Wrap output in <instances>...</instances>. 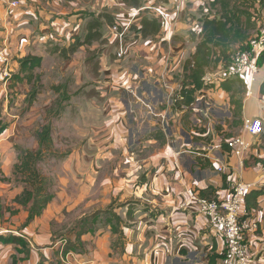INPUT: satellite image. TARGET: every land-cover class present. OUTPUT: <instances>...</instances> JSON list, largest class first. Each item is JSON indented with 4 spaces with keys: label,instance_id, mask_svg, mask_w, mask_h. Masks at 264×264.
<instances>
[{
    "label": "crops",
    "instance_id": "1",
    "mask_svg": "<svg viewBox=\"0 0 264 264\" xmlns=\"http://www.w3.org/2000/svg\"><path fill=\"white\" fill-rule=\"evenodd\" d=\"M167 1L157 6L163 5L168 14L169 31L159 28L154 33L148 24L143 33L139 8L129 7L123 0H21L9 13L0 0V45L16 60L15 66L27 54L41 56L34 46L54 43L68 47L81 41L78 50L101 42L106 37L105 13L113 15L118 30L108 27L112 35L108 42L114 44L115 53L111 51L110 61L97 70V77L104 80L99 82L91 71L89 77L95 85H89V101L84 99L78 105L80 110L94 111L87 117L96 121L85 138L90 145L97 144L89 154V169L82 168L87 153L80 146L70 151L63 161L68 177H59L55 199L26 224L27 208L0 201L16 210L11 214L0 209V234L22 237L29 251L0 242V264H12L13 257L15 264H216L223 241L198 211L195 200L223 198L236 181L264 190V132L252 136L242 123L245 118H261L264 125L260 93L264 62L259 64L255 80L245 83L239 115H233L230 91L208 84L214 76L209 73L203 77L204 85L193 92L194 100L183 101L178 93L185 76L183 64L199 41L200 23L194 25L182 17L190 9L188 4L200 8L203 0L179 3L178 10L173 0ZM125 7L132 14L124 15ZM89 14L96 17L97 29L103 34L91 43L86 41ZM252 20L257 30L264 25V7L260 17ZM189 31L197 36L193 38ZM86 60L90 63L89 56ZM13 125L5 131L11 132ZM237 134L251 144L243 159L231 155L225 146ZM5 143L0 145L7 151ZM2 157L3 169L7 160ZM114 157L116 165L107 172L109 166L104 164ZM218 166L223 170L218 171ZM93 169L102 176L95 178ZM80 207L89 208V217L81 213L75 220L79 224L89 218V231L79 241L75 232L68 240L55 239L52 222L61 220L63 210L73 212ZM243 213L258 220L259 227L249 235V242L255 264H264V194L254 200L248 193ZM72 241L79 248L65 249ZM154 250L160 255H154Z\"/></svg>",
    "mask_w": 264,
    "mask_h": 264
},
{
    "label": "rangeland",
    "instance_id": "2",
    "mask_svg": "<svg viewBox=\"0 0 264 264\" xmlns=\"http://www.w3.org/2000/svg\"><path fill=\"white\" fill-rule=\"evenodd\" d=\"M123 1L129 7L139 9L150 5L155 7L156 5L168 2L167 0ZM231 1L234 2L232 5H235L236 2L237 8L240 11H247L251 17L255 16L256 18H259L260 11L264 7V0ZM129 7L124 8V15L132 14V9ZM189 7L187 15L182 17V20L186 21V18H188L189 22H193L192 24L195 25L206 11L196 7L195 4H188L186 8L188 9ZM205 7H208V2L205 4ZM212 10L214 15L218 14L220 5L212 8ZM140 14L141 17H148L152 19L151 21L158 22L151 9H143L140 11ZM103 17L107 23V26L103 30L106 37L101 42H93L89 49L83 46L77 50L78 46L82 43L81 41L77 42L79 44L73 49L72 47L77 43L71 44L68 47H61L54 43L34 46V51L36 52V49H38V52L41 54L42 64L34 70V76L31 81L25 79L19 81L13 77L18 71V66H15L16 60L14 59L9 61V67L5 69L10 76L3 78L0 73V124L5 127L14 124L11 132L4 130L0 134V144L4 145V142H6L7 147L6 151L0 145V156L1 154L3 156L2 161L7 160L6 168L2 169L0 164V201L15 202L16 196L26 186L23 182L24 178L28 175L26 173V168L28 167L25 163L26 160H28V165L35 166L47 179L48 189L53 194L50 202L56 197L55 191L57 185L60 183L59 177L66 175V170L63 167V165H66L63 164V161L70 154V151L80 146L79 149H82L85 154L87 153L82 168L89 169V154L97 148V144L90 145L89 141L85 142V138L87 135H90L89 127L93 124V121H96L87 117V115H94V111L80 110L78 105H81L84 99L89 101V85H91L90 87L95 85L93 84V78L89 77L91 71L97 79H100L99 82L103 81L104 77H97V70L102 68L106 60L110 61V57L113 56L111 51L115 53V50H113L114 44L108 42V39L112 37L108 27L112 26L113 28L115 26V19L113 15L108 13H105ZM95 19L94 15L89 14V24L93 23ZM151 21L148 24L153 29L155 25ZM95 27L96 29L92 31L96 32V37H98L101 31L97 29L99 27L98 24ZM188 33L192 35L190 31ZM133 34L135 32L130 33V35ZM192 36L193 38L196 37L197 33L195 32ZM103 41L105 42L102 43ZM61 45L65 44L62 43ZM104 49H106L104 53L107 56L106 59L103 58ZM238 49L244 48H239L237 45L232 47L234 53ZM75 50L77 51L75 52ZM73 53L78 54V56L74 57ZM88 56L90 63L87 64L86 58ZM231 65L232 60L227 69L222 68V65L220 67H209L206 73L214 75L209 78L210 85L217 86L220 85L221 79L233 78V74L230 72ZM76 71L80 72L76 73ZM1 72H3L2 69ZM180 81L183 82L184 78H181ZM66 106L70 109L69 111L67 108L65 109ZM85 118H89L90 120L88 121ZM43 125H50L51 127L52 147L43 151L41 155H35L33 159L31 157L25 158V150L35 152L38 149L37 132ZM4 139H7V141ZM79 156L82 157V153ZM98 160L101 161V159ZM117 160L114 157L104 164L105 168L109 166L107 172H110L112 165H116ZM59 167H61L60 171ZM95 169H93L94 177L98 178L102 176V172L97 173ZM101 169L102 167L100 166L97 170L100 171ZM10 208L11 206L0 205V209L11 212ZM81 213H85L87 214L86 217H89V208L80 207L77 211L73 212L63 210L61 220L57 219L55 222H52V229H54L57 235L55 239L61 236L63 239L68 240L71 234L77 233L80 229V224H77L78 221L75 218ZM72 243L76 245L77 249L79 248L77 242L72 241Z\"/></svg>",
    "mask_w": 264,
    "mask_h": 264
},
{
    "label": "trees",
    "instance_id": "3",
    "mask_svg": "<svg viewBox=\"0 0 264 264\" xmlns=\"http://www.w3.org/2000/svg\"><path fill=\"white\" fill-rule=\"evenodd\" d=\"M207 2L208 9L205 7ZM232 3L234 2L231 0H203L200 5V8L206 12L203 13L199 21V41L195 45L194 52L188 59L185 60L183 64L185 76L178 92L183 101L185 98L189 99L187 102L194 100V98H192L193 92L200 89L204 85L203 77L205 76L206 70L209 67H217L222 65V68L227 69L230 66L231 56L234 53L232 51L234 44H240L238 45L239 48H247V43L251 36L253 37L259 31L260 27L264 26L261 23V26L257 30L256 22L255 20H252V18H258L255 16L251 17L247 11H240L237 8L236 2L235 5H232ZM217 5H220V10L218 14L214 15L212 8H215ZM142 18L148 17H141L139 21L141 24V32L144 33V27L148 25L152 19ZM151 22H153L155 25V27L151 30L154 31V33H157L160 28L159 23L157 21ZM97 24V19H95L93 23L89 24L90 28L86 35V41H89V43H91L92 40L101 37V32L98 37H96L97 33L92 31L93 27L97 26ZM253 28L256 31L255 34H253ZM78 44L79 43L75 44L72 49ZM262 62H264V51H262L258 57V64H261ZM17 63L18 71L15 75H13V77L17 78L19 81L23 79L31 81L32 77L34 76V70L39 68L42 64V57L27 54L21 58H18ZM228 81L232 82L231 86L226 85V82ZM208 84H211V82H208ZM220 86L224 90L228 92L230 91L231 104H233V115H239L242 108L241 98L246 87L244 80L240 76L233 74V78L231 79H221ZM260 93L264 97V82L261 84ZM175 99H177V97H175ZM180 101L181 100L178 99L177 103L179 104ZM5 128V126L0 124V134L5 130ZM37 139L38 149L35 152L25 150V158L31 157L33 159L35 155H41L43 151H46L52 147L53 142L50 125L42 126V128L37 132ZM225 146L228 148L226 142ZM25 163L27 164L26 166H28L26 168V173L28 175L23 181L26 186L23 188L21 193L16 196L15 202L27 207L28 216L25 221L26 224L35 216L41 214V212L52 199L53 194H51L48 189L47 179L37 170L35 166H30V164L28 165V160H26ZM261 194H264L263 189L250 191V195L254 200H256V198ZM15 212L16 210H12L11 214H14ZM79 224L80 229L77 232L78 241L82 233L89 231V220L84 218ZM0 242L18 244L22 247L23 251L29 252L27 249L28 243L22 237H18L17 235L9 234L4 236L0 234ZM70 248L76 249V246L72 243H68L65 249ZM212 259L214 260L215 258L212 256L211 261ZM15 263L16 259L13 257L12 264ZM211 264H215V261Z\"/></svg>",
    "mask_w": 264,
    "mask_h": 264
},
{
    "label": "built area",
    "instance_id": "4",
    "mask_svg": "<svg viewBox=\"0 0 264 264\" xmlns=\"http://www.w3.org/2000/svg\"><path fill=\"white\" fill-rule=\"evenodd\" d=\"M189 1L173 0L177 10L179 3ZM2 2L7 13H9L12 9L20 6L21 0H2ZM162 6L150 5L141 7L138 11L151 9L155 18L158 19L160 28L169 31L170 20ZM130 23H127V27L130 26ZM113 29L118 31L116 25ZM123 35L124 31L119 33L120 37ZM164 37L167 40L171 38V36L166 35ZM121 47L120 44V49ZM120 51L122 52V49ZM262 51H264V26L260 27L259 31L249 39L247 48L238 49L232 54L230 72L240 76L246 84L253 82L259 71L258 57ZM10 60L6 47L0 46V73L3 78L10 76L5 71L9 67ZM243 129L250 135L258 137L264 131L263 121L261 118H245ZM226 143L229 153L239 159H243L248 150L251 149L250 142L241 134L228 138ZM217 169L222 171L223 167L218 166ZM253 187V183L236 181L232 184L227 196L215 199L197 198L194 202L198 211L207 217L209 225L223 241V248L216 264H255L251 254L249 235L257 231L259 224L255 216L250 217L243 213L244 199L253 190ZM153 253L156 256L160 255L159 250H154Z\"/></svg>",
    "mask_w": 264,
    "mask_h": 264
}]
</instances>
